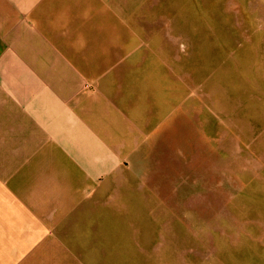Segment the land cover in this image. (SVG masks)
<instances>
[{
  "label": "crops",
  "instance_id": "1",
  "mask_svg": "<svg viewBox=\"0 0 264 264\" xmlns=\"http://www.w3.org/2000/svg\"><path fill=\"white\" fill-rule=\"evenodd\" d=\"M123 6L0 0V264H153L179 220L182 48Z\"/></svg>",
  "mask_w": 264,
  "mask_h": 264
},
{
  "label": "rangeland",
  "instance_id": "2",
  "mask_svg": "<svg viewBox=\"0 0 264 264\" xmlns=\"http://www.w3.org/2000/svg\"><path fill=\"white\" fill-rule=\"evenodd\" d=\"M128 1L182 48L184 179L157 185L184 191L153 264H225L226 237L232 264H264V0H120L126 14Z\"/></svg>",
  "mask_w": 264,
  "mask_h": 264
}]
</instances>
